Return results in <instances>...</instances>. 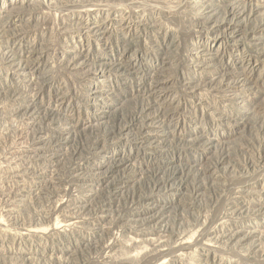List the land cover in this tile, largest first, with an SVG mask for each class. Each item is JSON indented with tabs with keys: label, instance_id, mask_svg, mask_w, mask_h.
Wrapping results in <instances>:
<instances>
[{
	"label": "rangeland",
	"instance_id": "obj_1",
	"mask_svg": "<svg viewBox=\"0 0 264 264\" xmlns=\"http://www.w3.org/2000/svg\"><path fill=\"white\" fill-rule=\"evenodd\" d=\"M0 264H264V0H0Z\"/></svg>",
	"mask_w": 264,
	"mask_h": 264
}]
</instances>
